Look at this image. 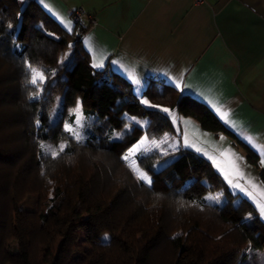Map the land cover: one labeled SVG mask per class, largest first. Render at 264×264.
<instances>
[{
	"label": "trees",
	"instance_id": "obj_1",
	"mask_svg": "<svg viewBox=\"0 0 264 264\" xmlns=\"http://www.w3.org/2000/svg\"><path fill=\"white\" fill-rule=\"evenodd\" d=\"M74 22L69 32L36 0H0V166L9 168L0 169V264H237L247 249H264L257 233L264 224L256 215L247 221L255 214L252 205L242 197L233 202L236 194L202 155L189 149L137 155L140 169L168 180L165 188L152 187L132 176L110 135L128 122L124 114L148 116L150 139L172 132L163 111L169 108L231 137L255 167L258 153L204 103L169 83L150 80L142 92L145 105L125 79L92 68L81 45L87 27ZM61 55L69 60L66 79L60 78L66 69L57 62ZM29 65L45 75L39 91L30 83ZM59 91L61 117L78 98L88 101L84 115L96 117L83 143L63 129L62 118L49 124ZM135 139L126 132L120 145ZM41 141L65 145L44 155ZM170 155L176 156L155 171ZM33 175L40 185H29ZM212 175L228 196L221 203L183 187L186 177ZM260 175L264 180V169ZM32 192L33 206L22 207Z\"/></svg>",
	"mask_w": 264,
	"mask_h": 264
},
{
	"label": "crops",
	"instance_id": "obj_2",
	"mask_svg": "<svg viewBox=\"0 0 264 264\" xmlns=\"http://www.w3.org/2000/svg\"><path fill=\"white\" fill-rule=\"evenodd\" d=\"M36 1L69 32L75 28L72 11L82 9L92 16L94 23L87 16L80 23L87 27L81 45L90 65L125 79L141 102L148 101L142 92L150 80L169 83L204 103L254 149L259 167L248 163L228 135L205 130L194 118L169 108L163 109L172 115V132L148 139L144 131L149 117L124 114L129 124L112 133L120 140L126 132L142 133L143 143L135 139L126 152L139 145L135 153L189 149L202 155L236 194L233 202L242 197L252 205L255 214L246 215L248 223L256 215L264 224V0ZM257 233L264 237V226Z\"/></svg>",
	"mask_w": 264,
	"mask_h": 264
},
{
	"label": "rangeland",
	"instance_id": "obj_3",
	"mask_svg": "<svg viewBox=\"0 0 264 264\" xmlns=\"http://www.w3.org/2000/svg\"><path fill=\"white\" fill-rule=\"evenodd\" d=\"M83 19V17H82ZM81 19V21H82ZM95 22V21H94ZM93 22V23H94ZM57 62L59 65H64L65 64V71L64 73L62 72L60 74V78H67V72L69 70V60L67 59L66 56L61 55L58 57ZM35 68V67H32ZM38 70V72L43 73L40 69L35 68ZM44 79L40 80L39 77H37V83L36 84H32L31 83V79H32V72L30 69V83L32 85H34L37 88V91H39L43 85V83L45 82L46 78L45 75L43 74ZM157 85H160V83H156ZM159 87V86H158ZM61 102H62V94L61 91H59L57 94H55L54 96V100L52 102L49 114H48V121L50 125H53L57 122V120H59L60 118H62V127L65 131L68 132V134L76 141V142H84L86 137L89 135V133L92 131V129L97 125V120L96 117H93V115H84L83 113V109L89 107L88 101H84L80 98L77 99L75 106L70 107L67 109L66 113L64 114V116L61 117L60 113H61ZM8 109H6L7 111ZM170 115V114H169ZM171 119L172 115L170 116ZM150 120V118H149ZM126 124H129V122H127ZM113 133V131H112ZM145 133V131H144ZM132 134H134L136 136V140H138V142H140V136H141V132L137 131L132 132ZM124 136V134H123ZM146 136V134H145ZM123 138V137H122ZM146 138H148L146 136ZM157 138V137H154ZM150 139V138H148ZM110 140L114 142V144L116 145V148H120V152L118 151V149L116 150L117 153L120 155V157L123 158V160L125 161V163L127 164V166L130 168V171L132 173V176L135 179L141 180L138 178V171H142L144 172L142 169H140V167L137 165L136 163V156L139 154H145V153H135L134 151H130L126 149L130 146V144H128L129 146L126 145H120V139L113 137L112 138V134L110 135ZM22 142V141H20ZM134 143V141L132 142ZM131 143V144H132ZM141 143V142H140ZM139 143V144H140ZM65 142H60V143H52L50 141H41L38 143V148L39 151H41L44 155H56L58 152L62 151L64 148ZM61 146H63L62 150H61ZM124 146H126L124 148ZM134 149V147H133ZM135 149L136 146H135ZM167 150H169V148H166ZM153 151H158V149H154L149 152H153ZM169 152H175V151H169ZM160 154H164L162 152H159ZM168 153V152H166ZM128 157V159H125V157ZM175 156V155H174ZM173 155H170L168 157H166L164 160L158 162L155 165V171H158L159 168H161L163 165H165L168 160L170 158H172ZM0 169H9V168H5L3 166H0ZM146 173V172H144ZM147 174V173H146ZM148 175V174H147ZM149 178L151 179V184L143 181L144 183L148 184L149 186L152 187H159V188H165L167 186V182L168 180L165 177H159L156 175L150 176L148 175ZM29 185L31 187L32 184H36V185H40L41 184V177L40 176H29ZM43 183V181H42ZM183 187L186 188L187 191H189L190 193H194V192H200L203 196H210V197H218V201L215 202H219L221 203V201H224L226 199L227 193L224 190L223 186L220 184V182L216 179V177H214L213 175L207 178H201V177H195L192 176L190 178L186 177V179L184 180L183 183ZM50 194V192L47 194V196ZM36 198V195L33 194V192L27 193L25 194V201L23 202L22 207L24 206L25 208H29L33 206V201ZM2 197H0V205L3 204L2 202ZM214 201V200H213ZM227 202V201H226ZM235 202V201H234ZM250 213V212H249ZM105 237H107V235L105 234L103 236V240L105 239ZM247 254H246V258L240 260L237 264H264V251H261V249H247L246 250ZM254 255V256H253ZM248 258V259H247Z\"/></svg>",
	"mask_w": 264,
	"mask_h": 264
},
{
	"label": "snow or ice",
	"instance_id": "obj_4",
	"mask_svg": "<svg viewBox=\"0 0 264 264\" xmlns=\"http://www.w3.org/2000/svg\"><path fill=\"white\" fill-rule=\"evenodd\" d=\"M95 67H99L100 65H94ZM29 68L31 69V72H32V79H31V83L32 84H36L37 83V77H39L40 80H43L44 79V76H43V73L41 72H38L37 69L35 68H32L31 65H29ZM133 79H135V77H133ZM179 86V85H177ZM143 103L147 104L148 101H142ZM163 111L165 112H168L169 110L168 109H163ZM219 111V110H218ZM141 143H143V141H141ZM63 146H61V150H62ZM136 148L138 149L139 148V145L136 146ZM136 149H133L132 151H135ZM125 159H128V157L126 156ZM262 163H264V161H262ZM138 178L151 184V179L149 178V176L142 172V171H138ZM236 187H240V185H235ZM210 200H214V201H218V197H209ZM260 211H261V214L264 215V205H261L260 206ZM105 239H107V237H105Z\"/></svg>",
	"mask_w": 264,
	"mask_h": 264
},
{
	"label": "built area",
	"instance_id": "obj_5",
	"mask_svg": "<svg viewBox=\"0 0 264 264\" xmlns=\"http://www.w3.org/2000/svg\"><path fill=\"white\" fill-rule=\"evenodd\" d=\"M193 2L195 4H200V3H203L204 0H193ZM84 16H87V15L82 9H75L71 13V17L74 21H81L82 17ZM87 19L90 21V23H93L95 21V19L90 15L87 16Z\"/></svg>",
	"mask_w": 264,
	"mask_h": 264
}]
</instances>
